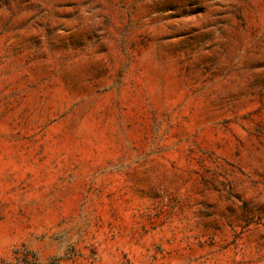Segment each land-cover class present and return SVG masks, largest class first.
<instances>
[{"label":"rangeland","instance_id":"obj_1","mask_svg":"<svg viewBox=\"0 0 264 264\" xmlns=\"http://www.w3.org/2000/svg\"><path fill=\"white\" fill-rule=\"evenodd\" d=\"M264 264V0H0V264Z\"/></svg>","mask_w":264,"mask_h":264},{"label":"trees","instance_id":"obj_2","mask_svg":"<svg viewBox=\"0 0 264 264\" xmlns=\"http://www.w3.org/2000/svg\"><path fill=\"white\" fill-rule=\"evenodd\" d=\"M34 264H38V263H36V259H35V261H34Z\"/></svg>","mask_w":264,"mask_h":264}]
</instances>
